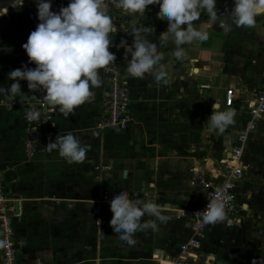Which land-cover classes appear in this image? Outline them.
I'll use <instances>...</instances> for the list:
<instances>
[{
    "label": "crops",
    "instance_id": "crops-1",
    "mask_svg": "<svg viewBox=\"0 0 264 264\" xmlns=\"http://www.w3.org/2000/svg\"><path fill=\"white\" fill-rule=\"evenodd\" d=\"M64 2L67 6L69 0ZM231 4L232 0H217L218 14ZM9 5L10 0H0V8ZM158 10V4L148 6L143 14L109 8L117 26L109 49L116 59L109 65L125 77L132 95V122L127 129L110 131L98 126L105 109V67L98 70L101 86L91 89L92 96L84 104L68 116L58 109L54 132L34 157L24 151L27 124L21 112L0 105V172L8 193L23 198L19 201L21 214L14 220L20 264H151L148 259L152 256L153 264H161L159 260L175 258L192 233L191 217L190 233L175 252L155 249L142 253L131 248L122 256L136 259L119 263L110 249L103 247L106 236L99 228L104 231L107 224L97 226V198L104 193H130L148 183L160 187L165 176L189 175L190 170L191 175L199 169L207 178L215 177L218 185L229 173L228 162L247 121L249 103L264 80V15L256 18L254 27L232 25L228 31L202 12L193 27L206 31L208 40L182 45L184 59L177 61L174 37L165 32L167 21L159 18ZM39 22L37 14L26 10L11 18L0 15V85L9 87L13 82L7 76L11 70L25 64L35 67L22 45ZM134 28L149 29L144 37L158 45L167 36L159 49L163 60L156 66L157 71L164 70L166 82L157 84L150 74L143 79L127 74L128 61L119 45L121 39L131 44ZM20 83L31 101L42 98L41 93L30 92L27 81ZM203 84L211 87L202 88ZM229 90L234 92L231 104L227 103ZM6 97L0 96V101ZM215 102L221 110L231 109L236 114L234 124L222 134L208 131L207 119ZM68 132L87 147L82 162L69 163L57 150H48L49 142ZM242 168L243 175L233 186L241 207L240 221L210 225L201 248L204 264H264V120L247 143ZM199 188L203 204L206 192ZM106 233L113 231L107 229Z\"/></svg>",
    "mask_w": 264,
    "mask_h": 264
},
{
    "label": "clouds",
    "instance_id": "clouds-1",
    "mask_svg": "<svg viewBox=\"0 0 264 264\" xmlns=\"http://www.w3.org/2000/svg\"><path fill=\"white\" fill-rule=\"evenodd\" d=\"M13 7H22L24 0H10ZM40 21L35 30L31 31L27 42L22 45L29 57V63L21 68L11 70L7 76L13 81L9 87L0 85V96H11L20 103L31 102L21 90L20 81H27L30 92L41 93L42 98L51 106L68 116L73 110L84 104L92 96L91 89L101 86L98 70L114 62L116 56L111 52L113 43L111 34L117 32V26L109 14L110 6L128 13L143 14L150 5H159L157 15L167 21V34L174 37L177 61L184 59L182 45L191 44L194 40L207 41L209 35L193 27L194 21L206 13L209 19L218 26L230 31L231 26L251 28L256 18L264 15V0H232L231 8L219 13L217 0H69L67 6L59 11L52 10V0H34ZM0 12V14L7 11ZM224 16L225 19L218 20ZM230 22V23H229ZM149 29H132V42L121 39L120 47L124 48V57L128 61L127 74L133 78L143 79L150 74L157 84L165 80V72L156 66L163 60L159 49L163 47L167 36L161 44L147 40L143 33ZM130 55V59L128 56ZM212 114L208 117V131L222 134L234 124L235 111L221 110L218 103L212 105ZM38 111H28L25 119L29 122L38 121ZM48 150H57L59 156L69 163L82 162L87 147L80 139L68 132L59 134L54 141L47 144ZM168 205H157L155 202L133 199L127 191L115 193L110 200L113 215L110 225L122 241L133 245L132 239L137 231L157 230L154 220L141 222L144 216L155 217L166 223L168 217L162 212ZM204 221L215 224L226 219L225 203L212 201L204 209ZM98 221V220H97ZM100 221H98L99 228ZM103 235L101 229L99 228ZM209 259L214 260L215 257ZM207 264V261H206Z\"/></svg>",
    "mask_w": 264,
    "mask_h": 264
},
{
    "label": "built area",
    "instance_id": "built-area-1",
    "mask_svg": "<svg viewBox=\"0 0 264 264\" xmlns=\"http://www.w3.org/2000/svg\"><path fill=\"white\" fill-rule=\"evenodd\" d=\"M61 6H65L64 0H52L53 11H59ZM20 10H26L32 14H37L38 11L34 0H24L22 7L19 8L13 7L10 3L7 11L0 15L4 18H11ZM104 84L105 109L98 126L102 130H125L132 122V95L129 84L125 77L111 65L104 68ZM210 87V84L202 85V88ZM233 100L234 92L229 90L227 103L231 104ZM0 105L6 110L21 112L27 124V132L23 140L24 151L29 158L34 157L54 132L58 107L49 105L43 98L30 103H20L18 98L14 100L11 96L1 100ZM28 111H38L39 120L27 121L25 114ZM261 120H264V80L255 99L249 103L247 121L238 135L236 146L228 162L230 171L225 175V180L218 185L215 177L207 178L199 169L193 171L195 184L201 186L206 192L205 203L192 212V233L180 245L179 255L166 261L159 260L161 264H204L201 259V248L206 231L211 225L203 219L204 209L208 203L217 200L225 203L226 219L224 222L226 224L232 225L240 221L241 207L233 193V186L235 180L243 175L242 158L247 143ZM19 201L8 193L5 180L0 172V248L3 264H20V249L15 238L14 222L15 218L21 214L20 206L18 207Z\"/></svg>",
    "mask_w": 264,
    "mask_h": 264
},
{
    "label": "rangeland",
    "instance_id": "rangeland-1",
    "mask_svg": "<svg viewBox=\"0 0 264 264\" xmlns=\"http://www.w3.org/2000/svg\"><path fill=\"white\" fill-rule=\"evenodd\" d=\"M100 169L103 170V167L101 166ZM187 174L189 175L184 174L177 177L165 176L163 179L164 184H161L160 187H152V185L148 183L149 186L142 185L141 187H134L138 189H135L129 193L130 197L133 199L151 201L155 202L157 205H168V207L162 212V215L168 217L166 223H161L159 220H156L155 217H150L147 215L142 218V223L154 220L158 227L155 231L151 229L137 231L132 237V239L135 241L133 245H129L127 242L122 241L120 239V235L116 234L110 225V219L113 215V212L110 208V200L115 193L120 191L113 192L111 195L104 193L99 198H97L99 202L97 206H94V211L96 213L95 218H98L100 222L107 224L105 230L102 231L103 235L106 236V243H104L103 247L106 248V250L110 249L109 252L112 253L114 258H117L116 260H118L119 263L134 261V259H136L135 256H122V254L126 253L125 250H131V248H136L135 251L141 250L142 253L146 251L152 252L155 249H160L170 253L175 252L182 240L187 235H189L191 214L193 211L199 209V207L202 206L205 201H203V204H200L201 190L194 182L193 171L192 175L191 170L188 171ZM100 178L102 179L101 176ZM123 179L125 180L124 172L121 176V180ZM116 180L120 182L119 177H117ZM145 188L146 190H144ZM17 199L21 201L23 200L21 196H17ZM107 229L113 231V233L105 234ZM108 235H111L112 237ZM139 247L141 248L139 249ZM141 258L144 262L150 261V263L153 264V256L149 257V261L146 260V257L142 256Z\"/></svg>",
    "mask_w": 264,
    "mask_h": 264
},
{
    "label": "water",
    "instance_id": "water-1",
    "mask_svg": "<svg viewBox=\"0 0 264 264\" xmlns=\"http://www.w3.org/2000/svg\"><path fill=\"white\" fill-rule=\"evenodd\" d=\"M18 207H19V205H18Z\"/></svg>",
    "mask_w": 264,
    "mask_h": 264
}]
</instances>
